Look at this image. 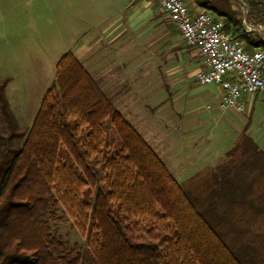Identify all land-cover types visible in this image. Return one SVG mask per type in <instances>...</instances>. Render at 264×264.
Masks as SVG:
<instances>
[{
    "label": "trees",
    "instance_id": "1",
    "mask_svg": "<svg viewBox=\"0 0 264 264\" xmlns=\"http://www.w3.org/2000/svg\"><path fill=\"white\" fill-rule=\"evenodd\" d=\"M264 25V0H240ZM261 48L231 0H192ZM0 79V264H264L251 231L264 217V152L243 131L215 169L179 183L71 52L29 125ZM61 206V214L57 207ZM67 216L84 238L52 228ZM255 241V242H254Z\"/></svg>",
    "mask_w": 264,
    "mask_h": 264
},
{
    "label": "rangeland",
    "instance_id": "2",
    "mask_svg": "<svg viewBox=\"0 0 264 264\" xmlns=\"http://www.w3.org/2000/svg\"><path fill=\"white\" fill-rule=\"evenodd\" d=\"M231 3L243 27L264 40V25L245 22L243 4ZM83 38L86 56L78 59L176 181L185 183L228 158L241 131L226 132L213 117L217 90L196 82L198 52L152 0H0V79L8 77L5 94L21 125L30 124L61 55ZM253 96L252 104L264 105L263 95ZM4 129L0 115V133ZM255 224L251 234L260 244L263 215ZM52 228L69 244H84L67 216Z\"/></svg>",
    "mask_w": 264,
    "mask_h": 264
},
{
    "label": "built area",
    "instance_id": "3",
    "mask_svg": "<svg viewBox=\"0 0 264 264\" xmlns=\"http://www.w3.org/2000/svg\"><path fill=\"white\" fill-rule=\"evenodd\" d=\"M133 1L137 0H129ZM152 1L174 23L184 43L198 52L196 82L219 86L218 110L240 112L245 107L244 94L264 95V51L247 50L243 40L225 28L222 15L205 8L191 9L184 0Z\"/></svg>",
    "mask_w": 264,
    "mask_h": 264
},
{
    "label": "crops",
    "instance_id": "4",
    "mask_svg": "<svg viewBox=\"0 0 264 264\" xmlns=\"http://www.w3.org/2000/svg\"><path fill=\"white\" fill-rule=\"evenodd\" d=\"M86 48L87 47L85 43V38H83V41L79 45L72 48L71 53L75 55L77 58L83 60L82 58H85L86 56V52H85ZM209 85L216 88L217 96L219 98L221 91L219 86L215 84H209ZM255 94L263 95L262 93H255ZM255 94H244L243 101L245 103V107L240 112L235 110L220 111L216 107L217 102H215L214 103L215 108H213L215 109L214 110L215 116L213 117L215 118L216 115L218 116L217 117L218 122H220L221 128L226 132H230V129H232V127H237L239 131L244 130V132L248 134L257 144L259 149H261L264 152V105L258 101H255L254 104H252V100H253L252 98H254L253 95ZM210 105H211L210 108H212L213 105L212 104Z\"/></svg>",
    "mask_w": 264,
    "mask_h": 264
},
{
    "label": "water",
    "instance_id": "5",
    "mask_svg": "<svg viewBox=\"0 0 264 264\" xmlns=\"http://www.w3.org/2000/svg\"><path fill=\"white\" fill-rule=\"evenodd\" d=\"M239 2L241 3V4H243L240 0H239ZM253 29H255V28H253ZM247 31V30H246Z\"/></svg>",
    "mask_w": 264,
    "mask_h": 264
}]
</instances>
